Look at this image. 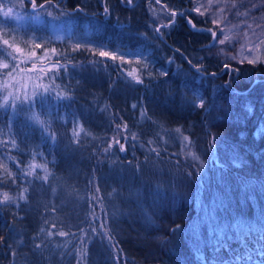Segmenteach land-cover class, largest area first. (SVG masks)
<instances>
[{"label": "trees", "instance_id": "1", "mask_svg": "<svg viewBox=\"0 0 264 264\" xmlns=\"http://www.w3.org/2000/svg\"><path fill=\"white\" fill-rule=\"evenodd\" d=\"M36 3L45 4L38 18L27 0L3 4L21 19L0 24V48L8 39L21 51L7 49L15 61L0 55V65H10L0 66V102L6 91L31 95L4 88L7 72L18 83L30 66L20 60L49 62L33 70L35 88L71 99L50 91L34 107L0 108V201L4 192L15 198L0 203V264H264V134L256 132L264 123V64L211 53V33L202 31L211 25L194 14L193 0ZM172 20L163 35L154 31ZM100 47L143 57L105 59ZM57 61L66 68L57 72ZM201 63L203 74L193 66ZM133 68L142 84L126 75ZM194 94L205 108L193 105ZM33 111L55 142L30 119ZM78 124L83 131L74 137ZM125 136L120 152L113 138L124 143ZM45 166L48 179H38Z\"/></svg>", "mask_w": 264, "mask_h": 264}, {"label": "rangeland", "instance_id": "2", "mask_svg": "<svg viewBox=\"0 0 264 264\" xmlns=\"http://www.w3.org/2000/svg\"><path fill=\"white\" fill-rule=\"evenodd\" d=\"M196 7H200V12L194 11ZM193 12L198 17H205L211 25V30L216 32V42L212 41L210 44L211 53H215L223 61L236 57V62L243 60V62L249 63V60H254L255 62L251 64H264V43H262L264 41V0H193ZM201 13L203 14L201 15ZM160 25L162 23L157 24L156 28ZM225 36L228 39L223 44L218 43ZM101 50L117 53V50L105 47L98 49V51ZM104 58L110 59L109 57ZM19 62L22 63L21 66L27 64L30 66L24 70L20 69L18 83L14 81L13 74L5 75L9 78L5 83H9L8 88L12 86L15 93L22 90L32 94L37 83L35 79H32L35 74L32 73L33 70L36 69L39 73L43 72L50 64L48 62L46 65H40L39 61H33L31 64L25 63L24 60ZM0 85L3 84L0 82ZM79 127L78 124L76 129L79 130ZM263 129L264 123H261L256 131L257 134L261 133ZM198 164L201 166L197 165L198 169L207 170V166L200 162ZM235 220L236 218L233 219V222Z\"/></svg>", "mask_w": 264, "mask_h": 264}, {"label": "snow or ice", "instance_id": "3", "mask_svg": "<svg viewBox=\"0 0 264 264\" xmlns=\"http://www.w3.org/2000/svg\"><path fill=\"white\" fill-rule=\"evenodd\" d=\"M5 2H8L10 3L11 0H0V24H4V25H8V23L10 21H16V20H19L21 19L20 17L18 16H15L14 15V7L13 6H9L7 7L6 9L3 7V4ZM25 0H20V6H23ZM121 2H123V0H121ZM149 2L151 3V0H149ZM27 3L31 5V8L36 11L37 13V17L35 18H38V15H39V9H42L45 7V4H40L39 6L37 5L36 3V0H27ZM133 3V0H127V4L128 5H132ZM155 3L156 4H159L160 3V0H155ZM165 8H167V5L164 6ZM78 11H83L82 8H78L77 9ZM194 11L196 12H200V7H196L194 8ZM104 12H105V15L106 16H110L111 15V12L109 10L108 7H105L104 8ZM49 15H51V12L48 13ZM203 13H201L202 15ZM170 15L172 17H175L176 15V12H171ZM181 15H183V13H181ZM174 20H172L169 24H162L160 25V27H157L154 29V31L159 34V35H163L161 32H160V28H170L172 27V25L174 24ZM189 24L195 28L196 25L194 23H192L191 20L188 21ZM215 23V21H213ZM202 31H208L211 33V36L213 38V42H216L215 40V37H216V32L212 31L211 29H206V30H202ZM228 37H224V39H221L218 41V43L220 44H223L225 42V40H227ZM262 43H264V41H262ZM3 44L6 46V48H0V55H3L7 58H10L11 61H15L17 59L16 55H14L13 52H9L7 51L8 48H13L14 49V52H20L21 49H19L18 47H14V45L10 44L9 43V40L8 39H4L3 40ZM36 47H41V45L37 44ZM209 47H211V45H209ZM79 49V45L76 46V49L74 50H78ZM53 53H56V50L55 49H52L51 50ZM177 51H179V49H177ZM223 51V50H222ZM99 56L101 57H109L111 60H117L119 59L121 62H125V56H132V57H137V63H139V58L140 57H143V53H137V52H127V53H120L119 55L117 54H114L112 52H109V51H104V50H101L99 51ZM34 55V53H33ZM59 55H63V53H60ZM230 59L232 60H235L236 57H231ZM128 64H131L132 63V60L129 59L126 61ZM241 63L243 62V60L240 61ZM255 61L254 60H249V63H254ZM169 63H172L171 60H169ZM188 63L189 64H192V61L191 60H188ZM149 64H150V61H147L146 58H145V63H144V68L143 70L147 73V75L149 77H151L153 75L152 72H149L147 71L148 68H149ZM3 68L5 69H8L9 68V63L8 62H4L2 65ZM194 67H196V71L197 72H202V63L200 64V66H196V65H193ZM18 67V65H14L13 66V71L15 70V68ZM54 68H56L57 72L59 71V68L60 67H65L66 68V65H61L59 63V61H57L54 65H53ZM230 67V65L225 62L223 64V68L225 69H228ZM233 71L235 72H238L239 69H233ZM161 75H167V72H164V71H161L160 73ZM7 76H11L12 75V72L9 71L6 73ZM126 75L128 77H131L136 83H139V84H142L144 81L143 79L141 78L140 75L137 74V69L133 68L131 71H127ZM210 75L212 76H215L216 73H211ZM52 79H55V74L53 75V77H51ZM4 88L7 89L8 88V85L5 83L4 85ZM53 92L55 93L56 95V99L58 100H63V99H71V97L69 95H67L66 93H61V92H56L55 89H49L47 86H44V85H38L36 88H34L33 92L31 95H27L25 94L23 96V98L21 99V97L19 95H15L12 91H6V93L3 95L2 97V102H0V108H3V109H8V108H11L13 110V112L16 111V108H17V101H20V103H27L29 105H31L32 107H34L38 102L39 103H43V98L45 96H47L49 93ZM39 98V99H38ZM193 105L196 106V107H199L201 109L205 108V100L203 97L199 96V95H195L194 94V100H193ZM133 108L136 107V105H133L132 106ZM143 115V114H142ZM31 120L34 121V123L38 124L42 130V132L48 137V139H50L51 141L55 142V139H56V135L54 132H51L49 130V125L47 124V122L43 119H41V116H40V113H37L35 111H33L31 117H30ZM119 125L117 126V129L119 131ZM124 129L127 130V125L124 124ZM80 131H83L82 127H79V130H77L76 128L73 129V132H72V135L74 137H79V134H80ZM175 132L180 134L181 133V129L177 128L175 129ZM262 134H264V130H262ZM135 135H133L132 139H135ZM184 141H189V138L187 136H184L183 137ZM113 141L115 143V145H117V150L120 151V152H124L126 151V148H125V144H127V141H128V138L127 136L124 137V143H121L119 139L117 138H113ZM78 142V141H77ZM7 143V142H5ZM12 143V146L13 147H16V142L13 140L11 141ZM149 143H152L151 141H149ZM213 143H214V138H213ZM212 145L210 144L209 147H211ZM113 148V144L112 143H109L108 147L104 149L105 152H109L111 151ZM153 152L156 153V155H159V152L156 150V149H152ZM147 159V158H146ZM193 159H196V160H199L200 157L198 155H193ZM203 163V162H201ZM33 168V171L32 172H28L27 175H34V170H35V167H38L37 165H32L31 166ZM202 170V168H201ZM44 172H45V175H43L42 177H37L38 179H43V180H47L48 179V175H47V168L46 166L44 167ZM188 175H191V173H189ZM28 190L27 188H25L23 190V192L20 194L19 196V199L21 200H26L27 197L24 195V193H26ZM3 198H2V201H0V203H9V202H12V203H15V198L13 197H10L9 194L7 192H4L3 194ZM101 228H104V225L101 224ZM177 230H179V225H177L176 228L172 229V232L175 233ZM41 231H43V229H41ZM96 230L93 229V232H95ZM107 231V230H106ZM49 236L52 235L51 232L48 233ZM57 235L59 236H67L68 233L64 232V231H59L57 233ZM84 235H87V233L85 232ZM0 239H3L2 237H0ZM109 240H111V236L108 237ZM81 243H83V240H81ZM36 247H39V245H37Z\"/></svg>", "mask_w": 264, "mask_h": 264}, {"label": "bare ground", "instance_id": "4", "mask_svg": "<svg viewBox=\"0 0 264 264\" xmlns=\"http://www.w3.org/2000/svg\"><path fill=\"white\" fill-rule=\"evenodd\" d=\"M254 203V202H253ZM260 203V202H259ZM259 203L257 202V205H259ZM254 206H256V205H254ZM256 208V207H255Z\"/></svg>", "mask_w": 264, "mask_h": 264}]
</instances>
